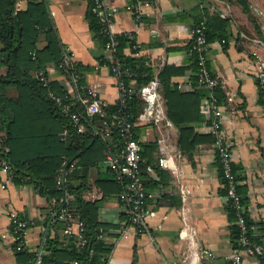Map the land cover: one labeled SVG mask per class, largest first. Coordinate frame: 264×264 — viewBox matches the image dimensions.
<instances>
[{
	"label": "crops",
	"instance_id": "1",
	"mask_svg": "<svg viewBox=\"0 0 264 264\" xmlns=\"http://www.w3.org/2000/svg\"><path fill=\"white\" fill-rule=\"evenodd\" d=\"M128 1L107 0L116 6L112 32L133 34L135 42L141 46V57L151 68V75L157 76L164 65L184 68L180 75L171 77L184 93L191 91L193 86L191 60L186 49L191 40V26L204 7L209 16L227 20L224 37L208 43L206 59L211 73L219 77L224 89L233 95L232 112L222 121L224 135L250 238L264 247V104L258 100L253 77V54L264 61V0H246L247 13L234 0H152L151 7L145 9L138 23L124 10ZM44 2L58 40L67 53L64 61L91 67L83 74L84 89L96 88L102 104L114 102L117 97L114 79L107 65L97 63L99 56L111 60V53L89 32L84 20L87 2ZM25 6L26 0L16 3L19 10ZM36 46L42 47L43 41L38 40ZM123 52L129 54L128 48ZM47 72L51 79L69 83L62 76L54 75L51 67H47ZM67 89L73 96L71 86ZM204 100L201 96L198 106L201 120L195 123L191 117L187 123L191 133L187 132L181 140L183 150H178V132L166 116L164 106L163 118L157 124L150 121L135 124V138L140 147L153 145L152 150H145V158L141 156L150 165L149 170L144 168L141 180L149 195L144 204L151 213L145 220L144 231L136 232L125 223L117 195L101 200L97 218L109 226L103 231L101 241L110 245L104 264H187L190 253L198 250L210 255L194 258L192 264L202 261L231 264L229 257L238 248L233 247L231 241L221 176L212 138L206 129L208 118L200 109ZM185 112L194 116L188 110ZM55 150L62 151V148ZM164 157L169 165H158V159ZM105 166L103 161L86 171L85 180L89 186L84 193L94 192L97 197L93 200L102 196L94 181L106 172ZM0 184L3 185L0 187V234L8 226V213L16 212L29 222L23 233L25 248H35L44 233L42 220L48 211L44 199L30 186L15 185L5 179L3 172H0ZM181 228H185L187 234L183 239L178 238ZM54 234L56 231L49 229L48 235ZM12 244L10 236L0 235V264H22ZM239 264H260V260L241 254Z\"/></svg>",
	"mask_w": 264,
	"mask_h": 264
},
{
	"label": "trees",
	"instance_id": "2",
	"mask_svg": "<svg viewBox=\"0 0 264 264\" xmlns=\"http://www.w3.org/2000/svg\"><path fill=\"white\" fill-rule=\"evenodd\" d=\"M17 1L0 0V158L8 165L10 181L15 185L30 186L44 199L48 207L42 220L44 233L40 264H104L110 245L104 244L97 235L99 229L103 233L109 226L98 220L97 210L103 198L118 196L123 188V181H117L106 165V172L94 181L102 196L89 201L82 197L89 186L85 174L89 168L105 161L107 156H116L120 152L122 142L113 117L125 112L130 121L135 120L142 106L138 86L142 81L153 76L151 68L141 55H131L132 45L135 42L132 33L115 34L113 39L116 45L111 52V60L99 56L97 63L107 65L108 69L111 64L126 69L129 75L123 74L121 81L125 86L130 87L132 92L125 100V109H122L115 100L101 105L102 116H87L83 101H88V98L85 90L80 87L84 88L83 74L90 71L91 67L64 61L67 53L58 40L44 0H26V6L21 10L16 8ZM85 1L87 8L84 20L92 38L96 39L103 48L107 38L90 10L91 0ZM233 2L243 12H248L246 0ZM208 12L207 8H202L190 30L203 20L205 39L210 43L224 37L223 31L227 20L217 16L211 17ZM38 40L43 41V46L40 48L36 46ZM191 44L190 40L186 48L191 60L189 68L193 71L191 91L186 93L180 91L177 83L171 80L172 76L183 72L182 67L164 65L156 76L166 116L178 132L179 151L183 150L181 145L183 136L187 135V132L191 133V129L189 130L187 126L191 117L195 123L201 120L198 113L200 97L208 99L210 92L197 84V67ZM124 48H128L129 54H124ZM47 67H51L54 75L62 76L69 83L64 84L59 79H51ZM207 67L212 74L208 62ZM37 72L42 73L45 82L39 80L36 76ZM131 79H133L132 84ZM68 86H71L73 96L68 93ZM10 90L14 93L10 94ZM212 92L216 103H221L223 101L221 90L215 87ZM49 93L59 96L60 103H55ZM258 100L264 104L259 92ZM63 105L66 106V111L62 110ZM187 110L194 116L187 114L185 112ZM70 113H75L79 117L78 122L83 126L82 132L76 130L75 124L69 118ZM103 120L108 125L109 132L106 137L100 134ZM134 137H136L135 127ZM56 148H62V151H56ZM147 148L152 150L153 145L140 147V155L144 158ZM62 158L74 161L75 165L67 172L65 181L56 186L55 175ZM149 161L151 162L150 159ZM144 167L142 165L140 168L141 178L145 174ZM236 192L240 195L237 188ZM65 193L72 196L68 204L73 211V217L81 222V234L85 239L83 246L76 245L74 236L60 234L65 222L57 218V213L63 206L61 199ZM222 193L224 194V189ZM240 204L243 205L241 195ZM224 209L230 221L233 247H237V230L233 224L234 210L227 201ZM122 216L127 219L125 214L122 213ZM243 216L247 224L244 212ZM49 229L56 231L57 234L49 236ZM247 236L252 240L248 229ZM14 252L22 264H32V253L27 249ZM201 264L211 263L202 261Z\"/></svg>",
	"mask_w": 264,
	"mask_h": 264
},
{
	"label": "built area",
	"instance_id": "3",
	"mask_svg": "<svg viewBox=\"0 0 264 264\" xmlns=\"http://www.w3.org/2000/svg\"><path fill=\"white\" fill-rule=\"evenodd\" d=\"M151 4L152 0H129L125 3L124 10L131 15L135 23H138L145 9L151 7ZM90 10L96 17L100 25V30L107 38L103 48L111 53L116 45V41L113 39L115 34L111 30L113 18L116 14V6L107 2V0H91ZM189 34L192 41L191 50L194 53L197 67V84L210 91L208 99L204 100L200 109L208 118L206 129L207 133L212 138V146L221 176V186L224 189V199L229 202L234 210L233 224L237 230L236 245L238 249L230 255L229 259L231 264H239L241 254H244L257 257L260 260V264H264V247L261 244L253 242L247 236L248 227L243 216L240 195L236 192V182L232 172L230 149L224 135L222 121L227 116V113L231 114L232 112L230 105L233 102V95L229 90L224 89V82L219 77L210 74L208 71L206 59L208 43L205 39V22L203 20L200 21L189 31ZM132 49V56L140 55V44L134 42ZM253 57L255 58V72L253 77L256 81L260 98L264 101V61L256 54H253ZM109 73L114 79L116 86V101L120 104L122 109H125V100L129 98L132 89L123 84L121 76L123 74L129 75V73L126 69H121L117 64H111ZM36 76L39 80L45 82L41 72H37ZM132 82L133 79L130 80V83ZM215 87L219 88L223 94V101L221 103H216L215 96L212 92V89ZM80 88L84 89L82 87ZM84 90L88 98V101H83L85 104V114L87 116H102V101L98 96V90L96 88H87ZM158 90L159 83L156 76L142 81L138 86V94L142 106L135 120L133 122L130 121L125 112L113 117L114 124L121 138L122 147L118 155H109L105 160L106 165L114 174L115 179L117 181H123V188L117 196L118 206L121 212L126 215L127 219L125 223L127 226L133 228L136 232L144 231L145 220L150 215L151 211L144 204L145 199L149 195L143 188L140 176L141 166L144 165V168L149 170L150 165L147 164L140 155V145L138 140L134 137V126L137 122L147 121L157 124L163 118V103ZM49 96L55 103H60V97L56 94L49 93ZM149 102L150 106L147 107V103ZM62 110L66 111V106L63 105ZM69 118L75 124L76 130L82 132L83 126L78 122L79 117L75 113H70ZM108 132L107 122L103 120L100 134L106 137ZM64 133L65 131H63V134ZM166 159V157L158 159V165L168 166L169 164ZM74 165V161H68L62 158L55 175L56 186H59L65 181L67 172L70 171ZM0 172L4 173L5 179L10 180L8 165L2 158H0ZM0 187H3V185L0 184ZM83 197L87 200H93L97 195L94 192L88 191L84 193ZM71 199L72 196L68 193L63 194L61 199L63 201V206L58 211L57 218L64 221L65 226L60 234L74 236L76 245L83 246L85 239H83L81 234L82 225L80 221L73 217V211L68 204V201ZM7 219L8 226L4 232H1V237L10 236L13 241L11 246L13 251L26 249L23 242V233L28 227L29 222L13 211L8 213ZM185 231V228L179 229V239L187 237ZM102 235L103 233L101 229H99L97 238L101 240L103 238ZM42 244L43 238L35 248L28 250L32 253V264H40L41 255L43 253ZM89 253H91V251H89ZM190 255L191 258L187 260V264H192L194 258H207L210 254L205 250H198V252H191Z\"/></svg>",
	"mask_w": 264,
	"mask_h": 264
},
{
	"label": "water",
	"instance_id": "4",
	"mask_svg": "<svg viewBox=\"0 0 264 264\" xmlns=\"http://www.w3.org/2000/svg\"><path fill=\"white\" fill-rule=\"evenodd\" d=\"M150 106V102L149 103H147V107H149Z\"/></svg>",
	"mask_w": 264,
	"mask_h": 264
},
{
	"label": "rangeland",
	"instance_id": "5",
	"mask_svg": "<svg viewBox=\"0 0 264 264\" xmlns=\"http://www.w3.org/2000/svg\"><path fill=\"white\" fill-rule=\"evenodd\" d=\"M255 59V58H254Z\"/></svg>",
	"mask_w": 264,
	"mask_h": 264
}]
</instances>
